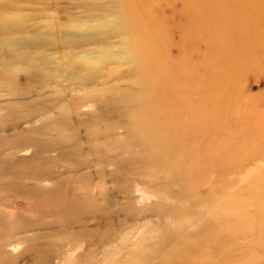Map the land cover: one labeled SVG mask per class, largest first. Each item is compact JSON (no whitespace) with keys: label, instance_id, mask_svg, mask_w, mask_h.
<instances>
[{"label":"bare ground","instance_id":"bare-ground-1","mask_svg":"<svg viewBox=\"0 0 264 264\" xmlns=\"http://www.w3.org/2000/svg\"><path fill=\"white\" fill-rule=\"evenodd\" d=\"M25 5L0 3V83L14 99L0 101V127L11 117L22 131L41 126L0 139V189L41 200L46 188L61 182L67 161L79 181L64 194V212L78 225V241L98 231L85 229L92 221L101 227L114 207L130 225L119 245L128 250V264H177L170 256L185 258L190 245L207 242L202 235L209 229L219 233L229 224L233 193L226 190L239 180L235 174H249L244 166L231 171L220 196L211 177H194L205 160L197 154L205 149L206 112L223 103L219 91L232 80V68L253 65L252 47L264 49V0H76L63 10L67 25L54 30L36 13L23 14ZM83 28L86 33L72 31ZM175 34L178 40H170ZM115 48L127 56V66L106 71ZM21 70L38 89L8 86ZM110 166L114 171L104 169ZM12 215L0 212V264L36 254L32 244L39 236ZM139 230L142 238L130 244L128 235ZM178 239L190 244L176 245Z\"/></svg>","mask_w":264,"mask_h":264},{"label":"rangeland","instance_id":"rangeland-1","mask_svg":"<svg viewBox=\"0 0 264 264\" xmlns=\"http://www.w3.org/2000/svg\"><path fill=\"white\" fill-rule=\"evenodd\" d=\"M3 1L18 0H0V3ZM19 1H23L24 5L28 4L25 5L23 14L36 13L35 16L40 18L35 19H42V22L48 25L45 27L50 30L56 29L58 23L67 25V17L63 10L70 9L76 2V0ZM28 7L29 10L34 11L27 10ZM168 10L169 8H164L166 16L169 15ZM33 20L30 19L29 22L33 23ZM168 29L173 30L169 23ZM60 30L64 31V29ZM107 30L108 28H104L102 31ZM72 31L86 33L87 29ZM178 37L179 35L175 34L174 38H170V40L177 41ZM194 46V41L188 43L189 49ZM252 48L254 54L249 59L252 58L254 64L247 68L240 65L232 68L235 73L232 80L228 79L219 91V98L223 103L217 105L211 113L206 112L205 114V118L208 120V127L206 126L204 130L203 138L205 149L197 154L199 157H204L205 160L197 172L198 174H194L199 182L205 177H211V184L217 185L215 187L216 195L220 196L226 192L233 193L229 196L231 203L226 210L229 213V224L223 223L224 229L219 233L209 229L202 235L207 242L196 247L190 245L185 258L181 259L174 255L170 256L169 262L177 264H264V49L258 50L261 48L259 45ZM205 49L206 46L202 44L201 51ZM115 54L117 55L109 59L108 65L104 68L106 71L118 67L126 68L127 65L124 64V61L127 56L120 51V48H115ZM189 56H193L192 52H189ZM193 58L199 57L195 55ZM226 60L230 61V57H226ZM67 61L62 59L61 63L66 64ZM65 67L68 69L66 65ZM67 71H75V69L70 68ZM218 75L221 77L220 74ZM36 81L31 77V74L21 70L13 84L8 86L12 88L14 85L17 88L34 90L38 89ZM7 89L9 88L0 83V101L14 100L7 94ZM44 105L46 104H37L40 108ZM3 112L8 113L7 110ZM51 113L57 114L58 111L53 109ZM12 114L16 116L19 113ZM15 119L11 117V121L8 120L7 125L5 124L3 128L0 127L5 129L4 132H0V139L18 137L22 132L29 131L32 127L38 129L41 126L40 123L33 126L27 125L22 131L21 128L16 127ZM217 146H219L218 153L211 154L210 151L218 148ZM62 164L66 169H60L63 173L61 182L57 186L46 188L47 191L42 194L41 200L31 197L22 199L16 196L17 194L13 191L9 193V189H0V212L6 209L13 212V219L18 221L22 218L28 226L33 227L29 229L31 230L29 233L32 236H39L32 244L36 254L25 255L19 264H128L130 260L128 250L121 249L119 245L123 235L129 231L130 225L129 221L122 220L123 215L116 213L114 207H109L111 210L109 218L100 220L101 227L98 226V222L92 221L85 229H98V231L85 234L84 242L78 241L76 236V232L79 230L78 225L69 222L68 216L64 212V206L69 202L64 194L72 187V182L79 181L77 179L79 177L73 173L74 170L69 169L71 167L67 161H62ZM240 166L250 169L249 174L246 173V170L242 174H235L236 178L241 181L236 179V184H231L232 187L226 190V184L233 177L230 172L235 168L239 169ZM104 169L114 171L115 167L111 168L110 166ZM69 170L72 171L69 177L70 181L64 175ZM94 171V169H90L88 172ZM239 189L241 191L235 193ZM205 191L206 188L201 189L202 194ZM114 193L117 191L111 190V194ZM170 202L174 203L175 201L171 199ZM149 204H154V200H150ZM20 205L27 208L25 212L21 213L17 209ZM209 205L213 206L214 204L211 202ZM69 220L74 221L71 218ZM151 220H153V227L158 228L161 225L160 219L154 217ZM209 228H211L210 225ZM142 235L143 231L140 230L136 234L128 235L129 243H138ZM150 242H145V245H149ZM187 244H190L188 239L176 241V245Z\"/></svg>","mask_w":264,"mask_h":264}]
</instances>
